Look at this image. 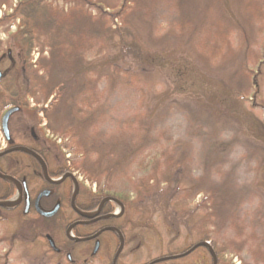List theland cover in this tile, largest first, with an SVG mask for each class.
I'll list each match as a JSON object with an SVG mask.
<instances>
[{
	"label": "rangeland",
	"instance_id": "1",
	"mask_svg": "<svg viewBox=\"0 0 264 264\" xmlns=\"http://www.w3.org/2000/svg\"><path fill=\"white\" fill-rule=\"evenodd\" d=\"M103 1L115 13L123 0ZM17 2L0 0V18ZM64 5L66 16L70 7ZM126 5L124 21L105 17L98 27L103 35L73 29L71 43L90 69L76 77L68 65L67 76L57 81L69 90L82 84L71 114L60 103L64 89L52 83L57 72L47 68L54 59L45 36H37L24 56L12 38L21 18L0 24V70L6 71L0 117L18 101L22 113L8 121L15 142L34 125L68 159L66 169L85 195L104 187L103 194L127 199L132 264L182 253L201 241L185 256L153 264H264V0ZM81 12L93 18L96 10L88 4ZM107 27L127 28L133 40L126 44L135 47L123 53L117 33ZM6 145L0 131V151ZM102 152L108 153L105 162ZM13 158H1L0 167L14 171ZM5 191L1 187L0 195ZM47 226L15 208L0 209V264H69L44 237L49 233L61 248L62 233Z\"/></svg>",
	"mask_w": 264,
	"mask_h": 264
},
{
	"label": "flooded vegetation",
	"instance_id": "2",
	"mask_svg": "<svg viewBox=\"0 0 264 264\" xmlns=\"http://www.w3.org/2000/svg\"><path fill=\"white\" fill-rule=\"evenodd\" d=\"M7 57L10 59V56ZM12 106L5 108L1 116ZM18 107L9 119L22 113L21 107ZM8 133V140L5 139L7 149L21 146L33 152H11L17 156L11 161L14 172L6 173L3 168L0 169L2 174L15 178L20 184L19 198L12 208L22 216H32L33 220L47 223L48 229L62 233L63 244L61 248L57 247L56 253H63L69 264H92L94 261L124 264V245L128 246L126 251L130 250L127 264H132L133 249L129 244L133 238V220L130 215H126L127 199L120 200L122 210L117 212L112 197L106 194L92 197L85 195L82 183L66 169L65 162L68 164V159L60 152H55L56 146L40 135L34 125L20 142L14 141L9 128ZM4 156L1 155L0 159ZM0 185L6 189L0 198L6 197L15 186L14 182L1 176ZM81 198L86 201L82 202ZM54 209L50 216L40 214V211L50 212ZM47 235L50 234L45 233L44 237Z\"/></svg>",
	"mask_w": 264,
	"mask_h": 264
},
{
	"label": "trees",
	"instance_id": "3",
	"mask_svg": "<svg viewBox=\"0 0 264 264\" xmlns=\"http://www.w3.org/2000/svg\"><path fill=\"white\" fill-rule=\"evenodd\" d=\"M57 1L58 0H18V2L12 9V12L8 15H3V17L0 18V24L9 22L10 19L14 21L19 17L21 18L19 30L14 33L12 38L13 45L19 50H23L24 56H27L31 51L33 40L37 38V36H45L44 40L49 44L48 48L50 50V53H52V58L54 59H50L47 64V68L50 69L56 66L55 72H57L56 81H52V83H57L59 79L67 76L66 69H68V65L75 66L73 74L76 77L80 75L79 72L84 74L89 73L88 71L90 69V62L87 61L85 65L82 64V61H80V55L77 52V44L71 43L75 38L71 34L72 32H74L73 29L84 28V33L86 32L88 34H91L90 37L95 34L103 35V32L99 28L102 25L103 21H106L105 17L110 15L111 20H114L116 17L121 18L123 13L128 8L126 3L129 2V0H123L118 10L115 13H111L107 11V9L110 8V5L108 3H105L103 0H67L64 2V4H67L70 7V13L65 16L64 12L67 8L64 7V4H58ZM88 4L93 5L96 10L93 18H91L92 15L90 16L89 14L87 16L83 12H81L87 10ZM78 9L81 11H79ZM75 13L80 14L82 18H76L74 15ZM121 19H123V21L125 20L124 18ZM105 31L117 33L118 47L123 53H126L131 50L130 48L135 47V44H126L127 42L133 40L130 37V34H128L127 28L116 27L115 29H111L110 27H107ZM70 34L71 36H69ZM108 40L111 41L109 37ZM43 83L44 82H42V84ZM50 83L51 78H49L46 81V84H43V86L48 87V84ZM66 84V82L60 81L59 83H57V86H59L61 89H64L65 96L60 100V103L62 107L67 111V113L71 114L73 107L77 108V105H75V103L73 102L77 98V95L82 93L78 90L81 89L82 84L77 81V87H74L72 90H69V87ZM254 84H257V82H254ZM16 95L17 93H12L10 99L12 101L15 100L16 98H18ZM69 99H71L70 103H68ZM14 104H18V101H15ZM60 124L61 123H58V125ZM61 125H65L66 127H68L65 122ZM107 159L108 153L102 152L101 160L105 162ZM124 159H126V157L123 158V160ZM121 160L122 158L120 160L118 158L117 160L113 159V166L115 169L118 166V162ZM104 189V187L100 189L98 191V194L103 196ZM120 199L122 201L126 200L122 197H120Z\"/></svg>",
	"mask_w": 264,
	"mask_h": 264
},
{
	"label": "water",
	"instance_id": "4",
	"mask_svg": "<svg viewBox=\"0 0 264 264\" xmlns=\"http://www.w3.org/2000/svg\"><path fill=\"white\" fill-rule=\"evenodd\" d=\"M0 78H1V72H0ZM16 109H17V107H13V108H11V109H8V110L4 113V115H3V117H2V120H1V127H2V131H3V133H4V135H5L6 137H8V129H7V120H8V117H9V115H10L14 110H16ZM12 150H24V151H28V152L33 153L31 150H27V149H25V148H23V147H13V148H10V149H7V150L3 151V152L0 153V154H3L4 152L12 151ZM39 196H40V195H39ZM6 203H7V202H2V201H0V205H1V206L6 205ZM54 211H55V209L52 210V211H50V212H42V211H40V214H42V215H44V216H50L51 214H53ZM47 239H48L49 245L52 246L54 250H57V248H56L55 245H54V242H53L52 238H51L50 236H47ZM201 244H205V243H204V242L197 243V244H195L194 246H192L189 250H187V251L184 252V253L177 254V255H168V256H165V257H160V258H157V259L152 260L150 263H153V262H156V261H161V260H164V259H170V258H175V257L181 256V255L186 254L187 252L191 251V250L194 249L196 246L201 245Z\"/></svg>",
	"mask_w": 264,
	"mask_h": 264
},
{
	"label": "bare ground",
	"instance_id": "5",
	"mask_svg": "<svg viewBox=\"0 0 264 264\" xmlns=\"http://www.w3.org/2000/svg\"><path fill=\"white\" fill-rule=\"evenodd\" d=\"M16 200V197H14L13 199H12V201H15Z\"/></svg>",
	"mask_w": 264,
	"mask_h": 264
}]
</instances>
